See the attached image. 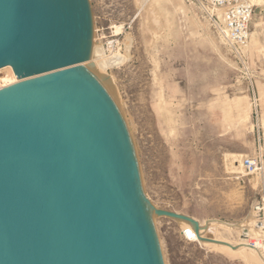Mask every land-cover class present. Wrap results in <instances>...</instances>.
<instances>
[{"label":"rangeland","instance_id":"1","mask_svg":"<svg viewBox=\"0 0 264 264\" xmlns=\"http://www.w3.org/2000/svg\"><path fill=\"white\" fill-rule=\"evenodd\" d=\"M89 3L95 41L83 67L123 120L147 203L205 226H231H216L220 239L262 245L256 260L206 244L200 238H212L208 230L197 236L192 226L152 212L163 264H264V1L251 0L241 53L194 0ZM112 49L126 59L113 64ZM239 155L256 159L255 174L234 168Z\"/></svg>","mask_w":264,"mask_h":264},{"label":"water","instance_id":"2","mask_svg":"<svg viewBox=\"0 0 264 264\" xmlns=\"http://www.w3.org/2000/svg\"><path fill=\"white\" fill-rule=\"evenodd\" d=\"M91 38L89 0H0V264H163Z\"/></svg>","mask_w":264,"mask_h":264},{"label":"built area","instance_id":"3","mask_svg":"<svg viewBox=\"0 0 264 264\" xmlns=\"http://www.w3.org/2000/svg\"><path fill=\"white\" fill-rule=\"evenodd\" d=\"M97 0H89L96 2ZM205 11L209 20L222 34L226 44L235 52L241 53L250 38V22L253 14L251 0H194ZM114 42V41H112ZM116 42V41H115ZM117 43H113L116 46ZM243 169L247 172L255 171L257 161L254 158H242ZM184 236L188 240L193 237L186 231Z\"/></svg>","mask_w":264,"mask_h":264},{"label":"bare ground","instance_id":"4","mask_svg":"<svg viewBox=\"0 0 264 264\" xmlns=\"http://www.w3.org/2000/svg\"><path fill=\"white\" fill-rule=\"evenodd\" d=\"M253 2H256V3H260L264 0H252ZM114 29H115V32H119L121 31L122 29V25H114L113 26ZM95 28L92 26V38H91V43L93 41H95ZM90 52H91V47H90ZM89 56H90V53H89ZM108 59L113 62V64H119L121 62H123L126 58H125V55L123 53H121L120 51L118 50H115V49H112L110 51V54L107 56ZM86 62V61H85ZM85 62L82 63V66H84ZM89 71V70H88ZM92 74V73H91ZM96 77V76H95ZM19 81V78L17 79H14L10 82H7L5 84H2L0 85V87H3V86H6L8 84H11V83H14V82H17ZM107 91V90H106ZM108 92V91H107ZM112 98V97H111ZM241 155H239L238 157H236V159L234 160L235 162H238V166H235L234 168L235 169H239V172H244L245 170L243 169V165H242V160L239 158ZM233 161V162H234ZM254 171H251L249 172L248 174H253ZM255 174V173H254ZM255 177V176H254ZM251 179V178H250ZM255 180V178H254ZM253 181V180H252ZM257 181V180H255ZM146 207H147V212L149 214V216L152 214V212H155V208L154 206H151L148 203H146ZM193 218V217H192ZM176 220H178V222H181L183 224H187L189 227L192 226L193 228V233L196 234L197 236L201 235L203 236L202 234H204V231L205 230H208L210 231L212 234V238L210 239H205V238H200L201 240H206L205 243L208 244V245H211V246H215V247H221V248H225V249H237V250H240L241 251H247L248 253H250L256 260H259V252L257 251V248L259 247H262L261 243L259 241H250L249 240V237H242V236H239L238 238V241H230V240H227L228 238L226 239H220V237L218 238V236L220 235H216L217 234V230H216V226L220 225L222 226L223 228L225 229H229L231 226L227 225V224H222V223H218L215 224L214 222L212 223H208V225H203L200 221H198L197 219L193 218L196 222H191V221H188V220H185V219H182V218H175ZM247 227V226H246ZM233 228V227H232ZM238 229V228H237ZM230 230V229H229ZM247 235V234H246ZM253 235V234H252ZM223 237V236H222ZM257 237V236H256ZM225 238V237H223Z\"/></svg>","mask_w":264,"mask_h":264},{"label":"crops","instance_id":"5","mask_svg":"<svg viewBox=\"0 0 264 264\" xmlns=\"http://www.w3.org/2000/svg\"><path fill=\"white\" fill-rule=\"evenodd\" d=\"M251 23V22H250Z\"/></svg>","mask_w":264,"mask_h":264}]
</instances>
